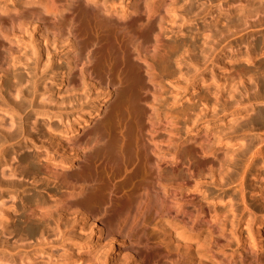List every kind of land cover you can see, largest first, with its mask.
<instances>
[{"label":"bare ground","instance_id":"1","mask_svg":"<svg viewBox=\"0 0 264 264\" xmlns=\"http://www.w3.org/2000/svg\"><path fill=\"white\" fill-rule=\"evenodd\" d=\"M178 3L179 0H131L126 8L117 11L108 0H0V110L14 119L7 122L0 114V165L8 166L7 171L0 172V188L24 192L27 187L16 177L23 175L24 171L19 169L23 165L32 180L41 181L40 185L51 180L56 189L49 194L51 199L44 198L43 189L37 190L38 186L33 194L22 196L24 210L18 222L10 216L9 209H15V205L1 204L2 232L31 236L30 224L47 226L50 219L58 229L69 223L75 228L69 238L77 254L89 252L87 236L80 234L88 225L91 231L96 229V240L105 238L111 245L117 243L116 249L127 264H156L159 255L170 264L173 256L168 249L155 254L152 251L159 243L166 245L169 241L195 248V258L186 259L178 254L183 264H264V226L255 217L256 210L264 212V184L258 165L255 166V161L264 160V137L239 140L233 134L234 120L225 121V116L234 115L232 112L244 115L246 107L239 108L241 101L232 106L236 98L233 92L239 88L233 87L236 79L245 84L247 78L242 71L229 73V103L223 100L219 106H209V94L213 93L215 99L219 94L210 90L204 77L191 81L198 71L195 67L199 56L184 55L189 47H199L197 37L171 36L176 33ZM232 13L229 10V15ZM244 15L250 17L252 11L246 10ZM183 24L179 22L180 27ZM30 33L37 34L44 43L47 56L50 47L53 51L58 45L66 48L64 63L54 73V84L73 92L67 101H75L74 106L70 103L72 108L67 109L65 103L60 106L63 102L56 107L35 104L42 77L38 71L41 53L36 49L24 51L25 36ZM206 33L203 43L207 47L200 53H205L209 61L218 41L210 30ZM245 60L253 61L251 53ZM182 64L189 68L187 75L190 68L194 73H180ZM255 66L264 69V61L252 67ZM21 68L29 77L24 89L17 87L23 81L17 71ZM181 82L185 90H192L186 92L189 102L164 103L166 83L177 88ZM8 83L17 87L20 102L2 91ZM116 84L136 95L134 105L120 110L124 120L106 121L97 125L93 134L77 137L79 130L90 127L103 113ZM91 93L98 97L95 103ZM46 99L54 101L51 94ZM228 104L230 110L225 114ZM28 107L50 122L58 118L54 131L50 124L44 127L54 149L49 151L46 147L41 159L38 151L28 154L20 150L13 165L8 163L9 145L19 144L22 139L32 150L42 145L37 140L44 133L42 124L39 123L36 136L28 130V117H24ZM73 113L76 115L71 119ZM263 117L261 110L251 122L259 124ZM55 131L63 133L55 137ZM253 166L258 183L250 194L254 200L249 202L245 180ZM205 168L211 172L209 177L202 172ZM231 172L235 173L234 178ZM187 181H193L196 192L186 189ZM234 182L242 205L241 216L244 211L255 220H248L245 235L237 234L232 239L233 231L222 220L225 211H219L216 202L210 204L208 199L213 195L201 186L223 189ZM200 198L208 204L207 211ZM241 216L234 221L239 223ZM154 220L153 226H158L162 236L159 242H152L146 234ZM132 233L136 234L134 240L129 239ZM4 244L0 240L2 250H7ZM63 252L69 253L68 249ZM4 259L0 257V264H17L13 255L8 257L9 262ZM108 262L109 256H105L98 264Z\"/></svg>","mask_w":264,"mask_h":264},{"label":"rangeland","instance_id":"2","mask_svg":"<svg viewBox=\"0 0 264 264\" xmlns=\"http://www.w3.org/2000/svg\"><path fill=\"white\" fill-rule=\"evenodd\" d=\"M108 1L111 8L116 9L117 11H121L122 9L126 8V6L131 2V0ZM177 7L176 19L178 21L174 24V30H176V33L171 35L172 38L190 39L193 36H196L197 45L199 46L194 50L193 46H191L189 47L190 50L184 53L185 56H199L198 65L195 67L198 69V71L195 73V76H191V74L194 73L191 68L187 75L186 72L189 68L186 64H182V71L180 73L191 76V81L200 77H204L205 79H207L206 85L209 86L212 92L215 90L219 94L217 99L212 97L213 93L211 95L209 94V96H211L212 98V101L208 104L210 106L215 103L219 106V104L222 103L221 101L223 100H227L229 103V96L227 95H229V87H232L231 84H229V73H232L234 75V72L236 70L245 72L244 76L247 78L245 80V84L238 83L237 79L235 80L236 84L233 88L235 89L236 86H238L239 88L235 89L233 92L236 98H234L235 101L232 102V106H236V104L240 103L239 101H241L243 105L241 104L239 108L246 107V111L244 115L237 114V112L239 111L232 112V114L234 115L230 117L229 115L225 116V121L228 122L231 119L234 120L233 124L235 126V132L233 134L239 140L246 141L253 137L263 138L264 117L261 119V123L259 124H255L254 122L252 123L251 120L255 121V119H257L259 116V111L264 110V84L261 85L264 76V73L261 72L264 69H259L256 66L252 67L253 65L258 64V62L264 61V0H179ZM235 8L237 9L234 10ZM257 8H259L260 11H257ZM188 9L190 10L188 11ZM229 10L231 12L233 11L231 15H229ZM246 10L252 11V15L250 17H246L244 15V13H246ZM184 11H187V13L184 14ZM184 15H186V17ZM181 16L185 17V19L182 20ZM179 22H184V27H180ZM179 29L182 30L179 31ZM207 30H210V34H214V40L218 41L214 46V50L212 49V54L209 58V61L206 59L205 53H200L201 50L207 47V44L205 45L203 43L205 42L204 39L208 34L206 33ZM203 31L206 34L202 35L201 32ZM25 43L26 45L24 51L30 53L32 52V50L36 49L41 53V57L39 58L38 62V71L40 73L42 72V77L40 78L38 91L36 93L35 104L41 103L47 106L49 105L50 107H56L59 106L60 102H63V104H61L60 106L64 105L65 103L67 104V109H69L70 107L72 108L75 105V101H67L72 98L73 92H68L64 90L62 86H57L54 84V73L55 71H58L59 65H62L64 63L67 52L66 48L63 47V45H58L53 51L50 47V49L48 50L49 55L47 56V49L44 43H42L41 39H38L37 34L34 33H30L25 36ZM248 53H251L253 57L252 62H247V60H245ZM236 58L239 59L236 60ZM17 71L20 73V77H23V81L17 87L24 89L28 85L27 80L29 77L23 68L17 69ZM172 79V81L175 80V78ZM13 81L14 79H12V82ZM182 83L183 82L179 83L177 88H171L172 86L166 83V92L163 97L164 103H179L178 105H181L189 102L188 95L186 96V92L190 89V87L185 90V87ZM17 87H14L12 83H8L5 84L1 89L11 100L20 102L22 98L17 92ZM189 91L192 92V90ZM202 91H204L203 87H201L200 89V92ZM221 93L222 96L220 95ZM48 94H51V97L54 101L49 102L46 99V96ZM91 96L93 97V102L95 103L98 100L97 95L91 93ZM135 96L136 95L135 93H133V91L131 92L125 87L116 84L115 89L108 96L103 113L94 121V123L90 127L82 128L81 130H79L77 133V137L85 136L87 133L93 134L94 128L97 125L105 123L106 121H123L124 117L122 116V114H120V110L122 108L134 105V103L136 102ZM190 96L192 97L193 95ZM55 102L58 104H55ZM137 102L141 106H143L142 102H140L139 100ZM23 106H26L25 102ZM227 107L228 109L225 114L230 110L229 104L227 105ZM0 114L5 117L7 122H13L14 119L10 118L9 115L4 112V110H0ZM75 115V113L71 114V119H73ZM24 117H28V130L33 134V136L37 135L38 127L40 126L39 123L42 124L41 128H43L44 136L41 135L40 138H37V140L40 141L39 143H42V145L32 150V147L31 145H29V143L27 146L24 145L25 141L23 139L19 142V144H14L13 146L9 145L7 147V149L9 150L7 152L9 158L8 163H12L13 165H16L14 158L19 155L20 150L25 151L28 154H33L38 151L41 159L46 149H50L49 151H52L54 149L52 148V144L49 141V133L45 131L44 127L45 124H50L51 131H54V127L59 123L58 118H52L50 122L48 118L40 117L34 112V110L30 109L29 107L26 108ZM217 123L223 124L224 122ZM58 128L60 129L61 127ZM63 131H55V133L53 132V135L57 137L59 134H62ZM255 164V166L258 165V172L261 173L262 177L261 182L264 184V160L255 161ZM255 166L251 168L245 180L247 201L249 202H251V200H254V195L250 194L253 190V187H255L256 183H258L254 175V173L256 172ZM19 169H22L24 173L21 176L16 175V177L19 176L20 182L25 188L27 187L26 190L24 192L18 193L17 190L0 188V205H15L14 207L16 210L13 208L9 209L10 216L15 222H18V217L24 210V208L21 206V198H23L25 195L33 194V191L35 192L36 189H43L41 190V193L43 194L44 198L51 199L49 198V194H51L52 191L56 190L55 185L51 180L43 182V185H40L42 184V182H36L35 180H32V175L28 174L23 165H21ZM7 170V165H0V172ZM202 172L205 173L207 177H209V175L211 174L210 170L207 168H205ZM231 177L234 178L235 173L231 172ZM197 179H199L200 182H205L203 178L198 177ZM193 184V181H187L185 186L186 189L195 190L196 186H194ZM235 184L236 182L228 184L227 186L223 187V189L216 186H209V189L204 185L201 186L202 189L211 191V195L213 196L208 199V201H211L210 204L216 202L218 210L225 211L222 220L225 222L226 228L233 231L232 239H234L233 236L237 234L240 236L245 235L246 229L247 227H249L247 223L248 220H255V217L262 223L261 225L264 226V212L256 210V216L253 217V215H251L250 213L243 211L244 215L241 216L242 205L240 204L239 199H237V187ZM36 186L38 187L36 188ZM220 199L223 202H219ZM200 200L203 201L201 198ZM202 204L204 210L207 211L208 204L204 201L202 202ZM252 206L253 205H251V207ZM240 216L242 218L239 223L234 221V219H238ZM47 222V226H39V224L36 222L34 224H30L33 226V232L31 236H24L22 234L19 235L15 233V231L11 234H8L0 230V240L5 241L4 245L5 247H7V250H2L4 247L2 248L0 246V257L2 256L3 258H5L3 261L9 262L7 260L8 257L10 255H13L16 258L15 262L17 264H22L29 260H34V264H55V260H61V262L56 264H98L104 259L105 256H109L108 264H127V262L122 258L121 253H119V250L116 249L117 243L111 245L110 242H106L105 238L96 240L94 238L95 236L93 232L96 229H93V231H91V226L89 227L87 225L83 229V231L80 232L82 236H87V248L89 252L85 254L79 252L77 254L76 246L72 245L71 238H69L74 234L73 230L75 228L72 227V225L69 223L67 225H61L58 229L54 221L49 219ZM154 222L155 220L150 222L146 234L152 242H159L162 236L158 226H153ZM253 225L254 227L256 226L254 222ZM61 231L64 233L63 235ZM76 232L77 234L79 233V231ZM135 238L136 234H130V240H134ZM178 242L169 241L168 243H165L166 245L159 243V246H154L152 251H154L155 254L158 250L168 249V251L173 256V261L170 264H183V261H181L177 257L178 254L183 255V257H185L186 259L190 257L195 258V248L187 246L185 243H182L180 241ZM64 249H68L69 253L64 254ZM61 257L63 259H60ZM156 264L167 263L164 261V258L159 255L156 257Z\"/></svg>","mask_w":264,"mask_h":264}]
</instances>
